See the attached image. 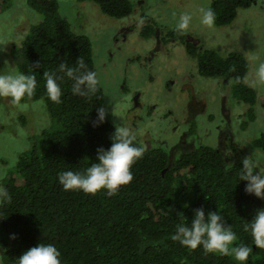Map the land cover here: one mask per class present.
Instances as JSON below:
<instances>
[{"label": "trees", "instance_id": "obj_1", "mask_svg": "<svg viewBox=\"0 0 264 264\" xmlns=\"http://www.w3.org/2000/svg\"><path fill=\"white\" fill-rule=\"evenodd\" d=\"M78 1L94 2L104 14L116 19L134 13L130 0ZM27 2L43 16V21L31 29L22 46L14 51V62L20 71L35 74L37 80L34 95L21 102L42 101L50 116V126L34 136L31 146L20 154L15 169L1 176L0 187L6 188L10 196L7 201L0 199L4 264H12L24 251L42 242L58 248L61 264H210L211 255H204L199 248L188 250L171 239L177 225L184 218L190 222L199 208L206 215L217 211L238 238L252 243L244 225L253 218L250 207L254 195L245 192V181H239L242 160L227 158L228 147L238 146L234 142L221 149L217 146L220 136L216 146L202 145L204 142L195 137L197 114L186 113L187 120L194 125L181 134H187V142H195L189 150L175 156L164 146L149 148L141 138H136L137 146L144 148L143 158L133 165L132 182L122 186L115 196L108 197L103 191L96 195L63 191L57 174L82 171L95 163L97 149L110 147L114 125L106 115L103 124L93 126L96 109L106 108L101 83L95 94L74 96L71 81L65 77L61 81V102L48 98L43 74L56 72L62 76L58 71L61 63L75 66L81 58L89 70L97 73L93 43L88 36L73 31L69 20L60 13L58 0ZM252 2L213 1L215 24L230 25L238 17L237 11L250 7ZM11 5L12 0H0V15ZM157 26L153 21L141 36L146 40L159 38ZM165 37L164 43L178 41L186 46L189 56L198 61L201 77L234 81V98L249 106L242 125L247 130L248 123L255 120L254 107L260 103L264 108V97L260 98L254 88L245 84L249 73L245 56L238 52L225 56L215 50L199 51L184 33L176 31ZM226 122L229 126L234 124L233 119ZM252 145L264 153V132L252 140ZM239 222L243 223L241 227L236 226ZM257 249V253L263 250Z\"/></svg>", "mask_w": 264, "mask_h": 264}, {"label": "rangeland", "instance_id": "obj_2", "mask_svg": "<svg viewBox=\"0 0 264 264\" xmlns=\"http://www.w3.org/2000/svg\"><path fill=\"white\" fill-rule=\"evenodd\" d=\"M58 1L60 13L69 20L73 31L88 36L93 43L106 114L112 124L122 122L147 147L164 146L176 155L195 142L191 139L183 144L181 134L194 125L186 113L197 114L195 137L204 142L202 145L216 146L219 136L217 146L221 149L235 142L238 148L228 147L230 161L255 153L264 170V153L252 145V140L264 132L261 104L254 107L255 120L244 130L249 106L234 98V81L201 77L197 59L189 56L184 44L164 43L165 35L174 31L173 13L177 17L190 13L192 22L184 32L189 41H195L199 51L215 50L225 56L242 53L249 64L245 84L263 98L264 85L256 83L254 73L256 63L264 60V0H253L250 7L239 9L230 25L215 24L210 29L200 24L199 10L215 0H130L134 13L123 19L104 14L94 2ZM42 21L43 16L27 0H12L11 7L0 15V69L9 65L20 71L14 62L15 48L21 47L31 29ZM153 21L158 25L159 38L146 40L141 33ZM21 103L14 106L0 98V180L15 169L34 136L50 126L42 101ZM230 119L234 120L232 126L226 122ZM254 204L257 210L264 209V200L255 197ZM0 264H4L1 244Z\"/></svg>", "mask_w": 264, "mask_h": 264}, {"label": "clouds", "instance_id": "obj_3", "mask_svg": "<svg viewBox=\"0 0 264 264\" xmlns=\"http://www.w3.org/2000/svg\"><path fill=\"white\" fill-rule=\"evenodd\" d=\"M199 14L202 26L209 29L214 27L216 13L211 5L200 8ZM173 16L176 17L174 31L181 34L186 32L191 25L192 15L183 12L178 17L175 13ZM5 64L8 65L7 61ZM58 71L63 75H58L56 72L43 74L44 88L52 102H61L63 95L61 81L65 77L71 81V91L74 96H90L97 92L100 84L98 75L87 68L83 59L78 58L75 66L61 63ZM254 76L257 84L264 85V60L256 63ZM36 87L35 74H26L9 65L7 69L4 67L0 69V98L8 99L12 105H20L25 98H31ZM138 98L139 96L135 98L136 105ZM96 115L97 119L93 126L105 122L106 108L98 107ZM113 125L114 132L110 137V147L97 149L95 163L89 164L82 171L65 170L57 174V181L63 191H81L90 195L103 191L108 197H113L122 186L132 182L133 165L143 158L144 148L137 146L136 136L122 122ZM260 160L261 158L255 153L245 157L242 160L243 167L239 170V181L246 182L247 194L264 200V170L261 169ZM14 163L15 161L11 162ZM0 199L4 201L10 199L6 188L0 187ZM244 230L250 234L256 248L264 249V209L256 211L254 217L244 225ZM171 239L191 251L199 248L204 255L230 256L236 264H247L252 252V248L247 244L237 243V234L232 230L231 225L225 224L221 214L210 211L206 215L203 208L195 210L190 222L184 218V222L177 225ZM12 264H61V253L54 244L42 242L24 251Z\"/></svg>", "mask_w": 264, "mask_h": 264}, {"label": "flooded vegetation", "instance_id": "obj_4", "mask_svg": "<svg viewBox=\"0 0 264 264\" xmlns=\"http://www.w3.org/2000/svg\"><path fill=\"white\" fill-rule=\"evenodd\" d=\"M192 43L195 44V41H192ZM186 135L187 134L185 133L184 136L182 137L181 142L183 144L188 143L185 140ZM186 150H189V149H187V148L183 149V151H186ZM224 155L226 156L225 153H224ZM254 199H255V196H254ZM250 209L252 210L251 214L254 217V215L256 214L257 209L255 207L253 199H252V205H251ZM247 218H250V217H244V219H247ZM242 225H243V223H241V222L236 224L237 227H241ZM240 242L247 243V245L252 248V252L250 253L249 260L247 261V264H262V263H264V249L260 253H257L258 249L255 247V245L253 243H251L250 240L243 241L240 238H238L237 243H240ZM211 258L212 259H211L210 262L212 264H215V263H217V264H236V262L230 256L212 255Z\"/></svg>", "mask_w": 264, "mask_h": 264}]
</instances>
